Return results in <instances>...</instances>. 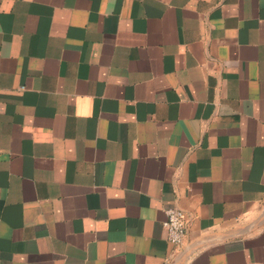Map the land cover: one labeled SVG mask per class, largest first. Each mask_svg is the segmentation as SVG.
<instances>
[{
  "label": "crops",
  "instance_id": "crops-1",
  "mask_svg": "<svg viewBox=\"0 0 264 264\" xmlns=\"http://www.w3.org/2000/svg\"><path fill=\"white\" fill-rule=\"evenodd\" d=\"M0 264H264V0H0Z\"/></svg>",
  "mask_w": 264,
  "mask_h": 264
},
{
  "label": "built area",
  "instance_id": "built-area-1",
  "mask_svg": "<svg viewBox=\"0 0 264 264\" xmlns=\"http://www.w3.org/2000/svg\"><path fill=\"white\" fill-rule=\"evenodd\" d=\"M164 215L163 229L166 233L167 242L172 248H178L186 236L188 217L178 207L167 208Z\"/></svg>",
  "mask_w": 264,
  "mask_h": 264
}]
</instances>
